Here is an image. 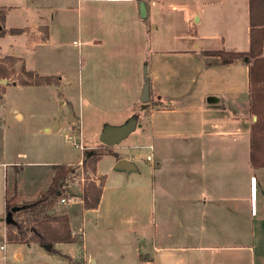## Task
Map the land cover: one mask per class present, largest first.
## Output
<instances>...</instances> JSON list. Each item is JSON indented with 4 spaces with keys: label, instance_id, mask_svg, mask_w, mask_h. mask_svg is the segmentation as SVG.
Masks as SVG:
<instances>
[{
    "label": "crops",
    "instance_id": "obj_1",
    "mask_svg": "<svg viewBox=\"0 0 264 264\" xmlns=\"http://www.w3.org/2000/svg\"><path fill=\"white\" fill-rule=\"evenodd\" d=\"M80 1L103 4L112 9L115 18L112 25L106 16L99 25L86 29L85 38L87 43L96 47L117 42L123 44L113 52L112 60L105 55V69L106 73L114 72L113 77L119 79L130 74L134 80L133 97L128 98L127 90L114 86L106 94L110 97L105 98L103 94L101 101L111 106H125L116 111L121 114V120L130 114L128 111L132 108L141 106L142 69L146 66L149 100L144 108L146 113L141 133L153 151L152 160L147 161L145 168L149 176L143 177L144 180L132 176L141 174L134 159L115 157L109 169L115 173L114 187L107 185V175L98 169L99 159L94 174L96 180L103 177L98 206L84 210L77 197L74 204L62 207L70 231L79 242L55 244L53 249L58 254L54 255L65 260L66 264H212V258L200 259L196 254L202 250L209 252L211 247H207L204 241L211 237L213 218L209 206L223 201L230 202L228 208L231 212L232 209L242 214L246 211L245 224L250 239H254L255 232L256 244L258 248L261 246L258 264H264V177L261 176L264 168L253 169L249 165L250 128L256 119L250 113V61L223 63L219 57L205 55L209 51H249L248 0H181L179 4L173 0H144L145 18L140 17L136 0H77V3ZM190 5L192 11L189 12ZM167 9L183 12L185 24L195 18L189 32H182L179 37L185 45L182 48L166 46V39L174 30ZM6 22L4 14L5 29H12L6 26ZM38 26L35 21L33 27L17 29L34 31ZM132 45L141 53H126L125 50ZM260 58L264 59V37ZM88 61L87 54L84 65ZM97 64L98 71L103 69L100 63ZM92 69L93 66L88 67L87 73ZM86 88L87 91L81 90L84 105L92 106L96 111L104 110L88 91L92 88ZM120 159L132 163L133 169L114 168ZM81 161L67 165H78ZM41 164L56 165L50 162ZM250 173V176L244 175ZM124 186H128L127 191ZM128 192L147 202L148 212L143 221L131 215L116 218L115 197L125 200ZM17 196L12 195L10 202L18 199ZM38 196L18 204L31 202ZM156 201L163 202V207L154 212ZM2 210L4 214L5 201ZM243 223H238L240 233H243ZM121 233L125 240L131 239L124 241ZM116 239L121 241L120 247H117ZM235 243L241 244L240 241ZM66 246L73 248L66 249ZM75 246L80 247L81 255L74 258ZM227 248L244 249V246ZM0 249H4L3 245ZM141 249L143 257H139ZM112 250L117 253L115 257ZM186 251H190L187 258Z\"/></svg>",
    "mask_w": 264,
    "mask_h": 264
},
{
    "label": "rangeland",
    "instance_id": "obj_2",
    "mask_svg": "<svg viewBox=\"0 0 264 264\" xmlns=\"http://www.w3.org/2000/svg\"><path fill=\"white\" fill-rule=\"evenodd\" d=\"M173 1L177 4L181 2V0ZM111 10L103 4L81 1L77 3V0H0V15L5 14L8 28L33 27L35 21L39 23L34 31L29 28L22 29L23 33L20 37L9 35L3 23L5 35L0 37V66L7 71L8 76L4 79L7 84H0V217L2 219L0 246L4 247L0 249V264H60L59 262L66 264L65 260L53 253L45 252L39 244L29 245L17 240L22 235L24 239L32 236L38 221L49 222L59 214L62 215L65 211L62 207L66 204L61 206L57 201L56 205L39 211L36 216L20 213L21 210L16 211L12 214V220L19 224V230L4 223L3 217L7 210L2 214L4 201L8 206H15L20 205L18 203L21 201L40 196V191L48 187L55 173L54 166L74 164L82 159V164L71 166L74 171L68 174L64 181L75 202L81 194L83 184L86 183L82 168L86 154L94 153L99 156L101 160L98 169L107 175L109 187H114L115 173L109 169L117 156L131 157L136 161L135 165H138L141 174L135 173L133 177H141L144 180L143 177L149 176L146 174L148 169H145L148 166L146 161V154L149 153L148 142L141 133L146 109L142 110L138 105L128 111L130 114L121 120V114L116 111L125 106L107 105L106 101L104 104L101 103L103 94L105 98H109L110 96L106 94L114 86H120L122 91L127 90L126 92L130 94L128 98L133 97V77L128 74L126 78L119 79L113 77L114 72L110 70L106 73L105 69L104 62L107 59L105 55L112 60L113 52L119 50V45L123 44L117 42L115 45L111 43L108 46L96 47L92 43H87L85 38L86 29L99 25L106 16L112 25L115 18ZM188 10L192 11L191 5ZM166 11H170L169 18L174 23V30L168 35L166 46L170 49L182 48L185 45L179 37L182 32H189L195 18H192L189 24H185L182 21L183 12L170 9ZM142 43L144 45V42ZM133 51L141 53L140 50L134 49L133 45L125 50L126 53ZM87 54L89 61L84 65ZM8 57L12 59H6ZM97 63H100L103 69L98 71ZM107 65L111 66V64ZM92 66L93 69L87 73L88 67ZM29 71L39 77H57L59 85L22 86L21 83H33V79L27 75ZM86 87L92 88L88 91L92 93L93 100L101 103V109L103 107L104 110L96 111V108L84 105L81 90L87 91ZM111 107L117 109L108 111L107 108ZM134 117H136L135 128L121 142L113 147H106L99 142V135L105 127L121 126ZM78 129L87 148L84 152L73 146V142H78ZM49 162L56 165L48 167L41 164ZM251 173L255 172L251 171ZM251 173L244 175L250 176ZM261 176L264 177V174ZM102 178L99 176L96 184L102 182ZM127 187L124 186V190L127 191ZM15 194L18 195V199L13 200L12 203L11 196ZM127 194L125 200H118L119 197H115L116 218L131 215L140 217L143 221L144 214L148 212L147 202L133 193ZM229 206L230 202L223 201H216L209 206L213 218L211 237L204 241L207 247L211 248L209 252L202 250L196 255L200 259L212 258L214 261L212 264H258V252L261 246L258 248L256 244L255 232H253L254 239L252 241L250 239L245 224L246 211L244 210L242 214L232 209L231 212ZM162 207L163 202L156 201L154 212L160 211ZM201 207H204L203 202ZM241 221H244L241 227L243 233L239 232L238 227ZM121 236L124 241L131 239L125 240L123 233ZM235 241H240L241 244ZM115 242L118 244L117 247L121 246V241L116 239ZM231 246H244V249L227 248ZM75 249L74 258L81 255L80 247L75 246ZM69 252L71 253L70 250ZM189 253L190 251H186V258ZM116 254L113 252L114 257ZM143 256L141 249L139 257Z\"/></svg>",
    "mask_w": 264,
    "mask_h": 264
},
{
    "label": "trees",
    "instance_id": "obj_3",
    "mask_svg": "<svg viewBox=\"0 0 264 264\" xmlns=\"http://www.w3.org/2000/svg\"><path fill=\"white\" fill-rule=\"evenodd\" d=\"M249 2V51L246 53L240 52H224V51H209L205 55L219 57L223 63H231L234 60L250 61L249 79H250V113L255 116V121L250 128L249 139V165L253 169L264 168V59L260 58L263 46L264 37V0H248ZM4 15H0V37H4L5 29L3 28ZM8 34L11 36L21 35L22 29H9ZM12 59V58H6ZM27 75L33 79L32 84L21 83V85L33 86H58L59 80L57 77H39L34 72H27ZM7 71L0 66V80L7 78ZM99 156L96 154H86L83 159V171L86 178V183L83 184L79 199L84 210L96 209L100 200L101 188L103 180L96 184L95 174L96 164L99 161ZM75 166V165H74ZM55 173L44 193L38 196L31 202L20 205V213H27L32 216L38 215L39 211L49 208L57 204L58 195L71 196L68 192V187L64 183L68 174L74 170L69 165L54 166ZM91 175V177H90ZM103 179V178H102ZM60 195V196H61ZM12 206L6 205V210ZM36 218V217H35ZM8 226L18 228L19 224H9ZM21 227V226H20ZM20 228H18L19 230ZM24 235H22L23 237ZM18 238L21 243H35L45 247L48 252L58 254L53 246L58 243H76L79 242L69 228L68 219L63 214L52 218L49 222L38 221L36 229L32 236L27 239Z\"/></svg>",
    "mask_w": 264,
    "mask_h": 264
},
{
    "label": "water",
    "instance_id": "obj_4",
    "mask_svg": "<svg viewBox=\"0 0 264 264\" xmlns=\"http://www.w3.org/2000/svg\"><path fill=\"white\" fill-rule=\"evenodd\" d=\"M136 1L138 2V10H139L140 17L145 18L146 16L145 1L144 0H136ZM244 62H247L246 58L244 59ZM142 75H143V85H142L141 95H140L139 100L141 103V108L144 109L149 100V81L147 77L146 66H144L142 69ZM0 84L6 85L7 81L4 79H1ZM135 123H136V117L131 118L130 120H128L125 124L121 126L105 127V129H103L99 135V142L106 147L115 146L116 144L121 142L123 139H125L133 131V129L135 128ZM114 168L119 169V170L129 171L133 169V164L128 162L125 159H120L115 163ZM20 209L21 207H12L11 209H9L3 217L4 223L8 225L14 224L12 220V214ZM1 220L2 219L0 217V221Z\"/></svg>",
    "mask_w": 264,
    "mask_h": 264
},
{
    "label": "built area",
    "instance_id": "obj_5",
    "mask_svg": "<svg viewBox=\"0 0 264 264\" xmlns=\"http://www.w3.org/2000/svg\"><path fill=\"white\" fill-rule=\"evenodd\" d=\"M114 1V0H111ZM73 146L78 149L80 152H84L87 148L84 145L83 142V137L81 134L80 129H78V142H73ZM147 150H148V154L146 155V161L150 162L152 160V147L151 146H147ZM82 164V162H79L78 165ZM83 180V178H81ZM61 194H59V202L61 204H74L75 203V198L73 196H60ZM74 235V234H73ZM75 236V235H74Z\"/></svg>",
    "mask_w": 264,
    "mask_h": 264
}]
</instances>
